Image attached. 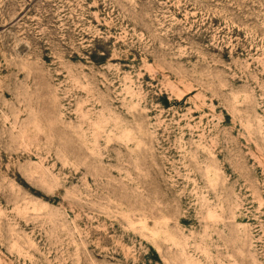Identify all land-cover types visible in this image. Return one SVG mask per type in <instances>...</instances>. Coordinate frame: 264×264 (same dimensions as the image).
Listing matches in <instances>:
<instances>
[{
    "label": "rangeland",
    "instance_id": "1",
    "mask_svg": "<svg viewBox=\"0 0 264 264\" xmlns=\"http://www.w3.org/2000/svg\"><path fill=\"white\" fill-rule=\"evenodd\" d=\"M0 264H264V0H0Z\"/></svg>",
    "mask_w": 264,
    "mask_h": 264
}]
</instances>
